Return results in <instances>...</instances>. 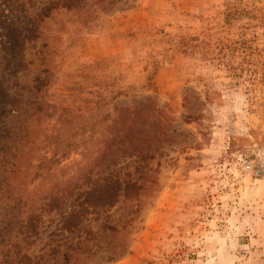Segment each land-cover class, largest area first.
<instances>
[{
  "label": "rangeland",
  "instance_id": "374dc122",
  "mask_svg": "<svg viewBox=\"0 0 264 264\" xmlns=\"http://www.w3.org/2000/svg\"><path fill=\"white\" fill-rule=\"evenodd\" d=\"M21 1L0 0V91L29 84L34 91L36 77L47 80L36 84L43 86L42 113L26 126L35 145L47 141L62 114L73 117L97 106L98 116L137 112L150 99L174 120L164 129L156 193L145 201L130 238L120 249L110 237L107 249L86 264H264V0L116 5L79 33L65 26L61 35L52 26L48 39L25 51L30 65L19 73L20 58L8 60L2 37L9 26L24 24ZM85 11L59 21L79 23ZM187 113L199 119L184 124ZM15 125L4 124L12 129L6 137L22 132ZM79 153L63 164L79 161ZM6 161L0 156V179ZM11 176L28 190L38 183H31V174ZM1 188L0 232L6 228L0 243L18 242L24 210L13 208ZM45 189L43 183L40 191ZM49 230L29 253H46Z\"/></svg>",
  "mask_w": 264,
  "mask_h": 264
},
{
  "label": "trees",
  "instance_id": "16d2710c",
  "mask_svg": "<svg viewBox=\"0 0 264 264\" xmlns=\"http://www.w3.org/2000/svg\"><path fill=\"white\" fill-rule=\"evenodd\" d=\"M134 1L23 0L20 8L25 12V22L9 26L3 34L4 55L13 62L20 58L16 70L26 71L30 64L22 58L25 51L37 41L48 39L47 32L52 26L61 35L67 33L65 26H72L71 32L79 33L98 14ZM83 10L86 11L78 18L79 23L69 25L67 21H59L63 15ZM42 47H46L45 43ZM36 79L34 91L29 84L13 92L1 83L0 127L10 122L19 125H15L18 128L14 131H22L8 138L12 129L6 126L0 135V156L7 160L3 168L7 172L0 179L1 190L7 200L13 201V208L24 210V218L16 231L19 241L0 243V250L4 249L0 264H86L107 249L103 243L110 237L119 240L120 249L130 238L145 201L156 193L161 166L157 159L168 135L164 129L174 120L165 111L166 106L160 108L150 99L137 112L114 109L112 114L103 112L98 116L97 106L92 113L89 110L73 117L62 114L56 119L60 126L45 137L47 141L40 142V147L33 141L32 128L26 127L28 121L42 113L39 92L43 86L36 84L45 85L47 80ZM18 93L29 97L17 99ZM205 100L210 102L209 95ZM198 119L187 113L182 123ZM76 152H80L79 161L63 164ZM12 174L25 179L31 174V183H38L28 190L25 185L15 184L10 178ZM43 183L46 189L40 191ZM48 230L49 242L43 246L48 247L46 253H29L40 235ZM113 260V256H108V262Z\"/></svg>",
  "mask_w": 264,
  "mask_h": 264
}]
</instances>
